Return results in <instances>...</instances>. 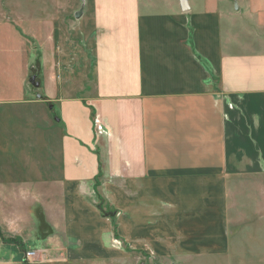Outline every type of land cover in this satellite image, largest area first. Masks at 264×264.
<instances>
[{
    "label": "crops",
    "instance_id": "1",
    "mask_svg": "<svg viewBox=\"0 0 264 264\" xmlns=\"http://www.w3.org/2000/svg\"><path fill=\"white\" fill-rule=\"evenodd\" d=\"M16 6L0 1V264L18 242L76 263L115 260V240L221 256L192 244L227 245L235 180L264 174V0Z\"/></svg>",
    "mask_w": 264,
    "mask_h": 264
},
{
    "label": "rangeland",
    "instance_id": "2",
    "mask_svg": "<svg viewBox=\"0 0 264 264\" xmlns=\"http://www.w3.org/2000/svg\"><path fill=\"white\" fill-rule=\"evenodd\" d=\"M1 1V0H0ZM11 4L17 5L16 8L19 11H23L26 8V4L28 0H4ZM40 1V0H35ZM234 8L235 5H233ZM239 20V19H238ZM26 25H20L21 38L28 41V36L25 32H23L22 28L25 30ZM73 27H76L75 23H72ZM251 26V24H250ZM67 27H70L67 26ZM66 27V28H67ZM189 39L187 43L190 47H192V27L189 28ZM87 31V29H85ZM69 34V33H67ZM61 35L60 33L58 34ZM70 38L75 40V36L70 35ZM82 38V36H80ZM68 36H65L64 39H67ZM55 48L58 50L61 48L58 38L56 37ZM36 43H30L31 49H35V60L32 63L31 69L32 71L26 78V84L29 86L31 91L38 94L42 91L40 89L39 84V72L41 70V51L39 48V43L41 40H36ZM75 42V43H73ZM54 44V43H53ZM8 46V45H7ZM69 47L76 46L75 41H69ZM8 56L3 54L0 55V65L6 64ZM22 59V57H20ZM33 59V58H32ZM72 63V62H71ZM14 63L7 66L4 65L0 67V72H7L10 74H14L16 71ZM68 66V64H65ZM21 66H23L21 64ZM7 69H6V68ZM9 67V69H8ZM6 71H5V70ZM21 72V71H20ZM0 85L7 86L11 84V78H4L0 73ZM237 182L235 186V190L231 192V198L235 200V204L232 205L230 209V218L228 220L229 224V240L226 242L221 241L219 238V229L216 228L214 233H204L199 238L198 241L193 242L192 246H194L193 250H196V254L204 253L203 251H207L206 249L213 248L224 250L221 256L219 255H204V256H196L194 259H186L181 258V262L176 263V257L170 256L168 254H163L164 257L159 258V249L154 250L152 248H139L138 246H128L125 248L122 241L115 240V260H108L106 262H101L100 264H264V174H258L254 176L244 175L235 180ZM236 201L238 203L236 204ZM234 201H232L233 203ZM212 237L219 238L211 239ZM211 239V240H210ZM130 243V242H129ZM18 250L21 264H99L92 262H82L76 263L71 262L70 260H64L63 255H54L47 254V251L44 249L41 250V255H45V260H41V255L36 256L33 259L26 258V252L30 249H27V245H22L21 242H18ZM127 249V250H126ZM137 249V250H136ZM142 254L140 253L139 250ZM138 251V252H137ZM140 253V254H139ZM89 255V254H88ZM91 256V255H90ZM58 257V258H57ZM89 258V257H87ZM43 259V258H42ZM62 259V260H61ZM186 259V260H185Z\"/></svg>",
    "mask_w": 264,
    "mask_h": 264
},
{
    "label": "built area",
    "instance_id": "3",
    "mask_svg": "<svg viewBox=\"0 0 264 264\" xmlns=\"http://www.w3.org/2000/svg\"><path fill=\"white\" fill-rule=\"evenodd\" d=\"M98 127L101 128L100 125H99ZM39 254H40V253H39L38 251L33 250V249L31 248L30 250H28V251L26 252V258L33 259V258H35L36 256H40Z\"/></svg>",
    "mask_w": 264,
    "mask_h": 264
}]
</instances>
